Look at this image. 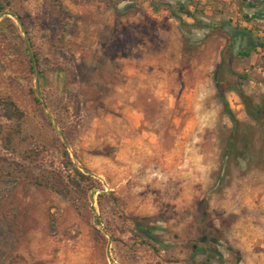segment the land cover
<instances>
[{"label": "rangeland", "instance_id": "374dc122", "mask_svg": "<svg viewBox=\"0 0 264 264\" xmlns=\"http://www.w3.org/2000/svg\"><path fill=\"white\" fill-rule=\"evenodd\" d=\"M220 65L264 101V0H0V264H239L264 227V138L217 181ZM131 99L151 137L92 123ZM65 149L90 181L72 185Z\"/></svg>", "mask_w": 264, "mask_h": 264}, {"label": "trees", "instance_id": "16d2710c", "mask_svg": "<svg viewBox=\"0 0 264 264\" xmlns=\"http://www.w3.org/2000/svg\"><path fill=\"white\" fill-rule=\"evenodd\" d=\"M180 10L182 11V14L184 16L188 18L192 16L185 7L181 6ZM249 54L250 51H244L239 53L238 55L239 57H248ZM228 72L230 73V71ZM224 76L225 75L223 71H221L220 65L214 75L213 84L216 91V97L222 105L224 114L228 117L231 123V129L228 136L224 140L222 149V166L216 176L217 181L223 178L224 168L226 167L228 162H239L240 160H246V156H248L249 154H256L255 148L258 147L254 140L256 134H259L264 138V101H256L254 97L247 95L241 88L229 84L224 79ZM227 92H233L238 96L251 124H243L233 115L225 98V93ZM3 109L6 119L17 121H20L22 119L23 114L15 107L14 103H12L11 101H4ZM263 153L264 144L259 149V154ZM64 155L67 159V165L71 167V172L76 178L70 180L72 182V185L76 186L92 179L88 173L81 172L78 168L73 166L66 149L64 150ZM55 192L59 194V192ZM206 218V205L203 204L201 219L205 220ZM206 238V236H202L199 240V243H205L207 241Z\"/></svg>", "mask_w": 264, "mask_h": 264}, {"label": "crops", "instance_id": "0c3cea01", "mask_svg": "<svg viewBox=\"0 0 264 264\" xmlns=\"http://www.w3.org/2000/svg\"><path fill=\"white\" fill-rule=\"evenodd\" d=\"M127 73L134 74L136 72L133 70L127 71ZM127 84L128 82L123 84L122 87L116 88V96H119V94L126 91L128 88ZM114 119L122 121L128 131H130L132 136H135V138H140V140H142L152 136L151 133H146L142 130L141 127L144 120L143 114L137 108V104L133 101V99L129 101H117L112 106V111L110 113H101L99 118L92 120V123H97L98 125L104 122L111 123ZM97 124L94 126H97ZM260 240L264 243V227L259 226L255 220L254 223L253 221H250L247 230V238H243L235 248V250H237L240 254L239 264H260V262H262L263 256L260 257L262 252L259 251L260 247L264 248V246Z\"/></svg>", "mask_w": 264, "mask_h": 264}]
</instances>
